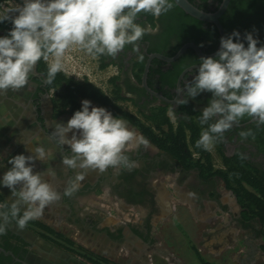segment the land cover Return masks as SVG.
<instances>
[{"label": "clouds", "instance_id": "9594fccd", "mask_svg": "<svg viewBox=\"0 0 264 264\" xmlns=\"http://www.w3.org/2000/svg\"><path fill=\"white\" fill-rule=\"evenodd\" d=\"M172 8L171 0H23L14 10L15 16L0 17V23L10 20L13 25L0 37V94L26 88L41 60L48 65L44 82L52 84L64 68L66 52L73 47L93 58L115 57L128 45L138 53V42L150 32L137 23L139 15L159 17ZM243 40L247 47L238 31L221 37L216 57H201L193 78L176 88L179 98L168 112L173 118L176 106L187 105L189 99L204 92L212 94L199 117L200 125L207 127L200 132L196 148L211 151L245 116L264 125V46L258 47L260 41L251 33L246 32ZM138 58L143 60L142 55ZM81 103L67 125L56 123L50 134L62 152L65 145L70 148V155H61L62 165L81 170L67 182L63 195L68 197L80 188L90 170L137 167V161L126 152L148 143L127 120L92 106L88 100ZM239 135L247 138L251 132ZM33 152L8 160L12 167L3 175L2 185L15 199L10 205L0 203V235L6 234L13 221L18 229H25L62 198L57 188L44 180V172H34L35 161L44 162L51 151L38 146ZM46 172L55 177L53 169ZM189 195L195 197V193Z\"/></svg>", "mask_w": 264, "mask_h": 264}, {"label": "crops", "instance_id": "0c3cea01", "mask_svg": "<svg viewBox=\"0 0 264 264\" xmlns=\"http://www.w3.org/2000/svg\"><path fill=\"white\" fill-rule=\"evenodd\" d=\"M7 34L0 32V37ZM43 84L35 77L24 89L0 94V203L10 205L15 199L2 185L3 175L12 167L8 160L33 155L34 147L42 146L51 155L44 162L35 161L34 172H44V180L62 198L34 221L96 259L115 264H264L261 244L239 225L236 197L223 189L218 202L216 191L198 199L189 195L188 183L178 187L173 180H157L154 209L149 210L127 204L100 184L109 167L104 172L88 171L80 188L71 197L64 196L67 182L81 170L62 165L61 155H70V148L65 145L62 152L50 134L56 123L67 125L72 115H57L52 91L46 97L39 94ZM47 169H53L55 177ZM6 233L27 244L22 264H83L71 251L35 230L18 229L14 221Z\"/></svg>", "mask_w": 264, "mask_h": 264}, {"label": "flooded vegetation", "instance_id": "af4514ba", "mask_svg": "<svg viewBox=\"0 0 264 264\" xmlns=\"http://www.w3.org/2000/svg\"><path fill=\"white\" fill-rule=\"evenodd\" d=\"M6 1L1 2L0 6ZM210 3L213 2L210 1ZM213 5L209 7V10L214 11L217 3ZM177 11L178 9L173 5L169 12L159 17L141 13L137 23L150 28V32L138 42L139 52H134L132 46L128 45L115 57L102 55L98 59L100 68L103 64L117 67L118 73L113 77L115 83L112 85L115 97L118 85L120 94L125 98V100L120 101H127L131 105V111L126 112L139 119L160 138L159 140L163 144L167 140V136L156 128V123L153 122L151 117L155 116L158 109H164L171 122L173 134L178 135L181 130L187 133V144L189 151L192 153V159L188 155L187 162L196 164L205 160L194 151L190 143L192 134L189 127L198 129L199 134L203 128L207 127L206 125H200L199 117L202 115L203 108L208 106L212 94L204 92L195 99H189L187 105L176 106L175 118L169 116L168 112L170 107L175 104L176 98H179L176 93L177 86L183 87L184 82L193 78L201 56L193 48H188L178 60L171 63L155 56L168 57L176 52V48L183 42V25H186V31L190 32L193 28L208 30L215 24L205 23L197 19L198 24L196 22H186L183 19H178ZM2 24L7 25L8 28L0 27V32L3 34L9 33L11 31L9 27L13 26L12 23L4 21ZM244 24L250 29H264V16H250ZM187 44L194 43L185 42L177 53ZM200 50L205 56L211 55L207 53L206 49ZM140 55L143 56V60L138 58ZM148 63L150 65L146 78L148 89H146L143 85V78ZM35 77L45 81L40 61L29 81L34 80ZM43 86V92L39 93L40 96H49L52 90L47 88L45 82ZM52 95L54 99L53 91ZM65 114L73 116L69 113L59 115ZM185 117H188V119ZM212 122L214 121L209 123ZM129 126L148 143L126 152L131 160L137 161V167L131 170L122 167H110L107 176L101 179L100 184L103 187H108L112 196L123 199L129 205H142L149 210H153L156 195L153 183L157 180H173L178 187L188 183L187 189L195 193V197L198 199L206 196L208 191H216L214 193H216L215 196L218 202H221L223 198V194L219 189H223L231 192L236 197L241 222L239 225L247 231H253L256 235L258 228L254 226V222H251L249 228L242 222L245 210L236 192L239 186L236 184L235 178L237 177V180L241 179L243 187L252 192H255V190L248 183L255 185L258 182H264V125H258L255 120L245 116L240 121L239 126H234L231 130L225 132L224 140L216 144L214 152L207 151L209 153L210 169L207 167L208 169L204 171L197 167L184 166L171 153L172 151L158 146L149 135L143 134L138 127L132 124H129ZM162 130L167 134L171 132L168 126H162ZM241 131L251 132V135L242 138L239 135ZM169 145L167 144V146ZM214 158L216 161H214ZM216 162L218 163L216 164ZM220 183L222 184L220 185L221 188H219ZM7 234L0 235V264H22V255H15L12 250L6 247L4 237Z\"/></svg>", "mask_w": 264, "mask_h": 264}, {"label": "trees", "instance_id": "16d2710c", "mask_svg": "<svg viewBox=\"0 0 264 264\" xmlns=\"http://www.w3.org/2000/svg\"><path fill=\"white\" fill-rule=\"evenodd\" d=\"M3 1L4 0H0V3ZM189 1L200 9L211 12L212 10H209V7L214 6L213 4L217 3L216 7L214 8V10H216L223 0ZM210 1L213 3H210ZM171 2L178 9V13L176 14L178 19H183L186 22H196L198 24L195 18L185 14L173 1ZM256 15L264 16V0H231L228 10L222 16L220 22L225 29L226 36L230 35L233 31H238L241 35V42L245 43V47H247V42L243 40V37L246 32L253 34L254 38H257L260 41L258 47L264 46V29L261 28L254 30L244 26V23L249 20L250 16ZM0 27L8 28L7 25L2 23H0ZM12 27H9V29H12ZM183 29V42L176 48V52L169 55L168 57H173L185 42H191L197 45L200 49H206L208 54H212L217 51L220 45L221 37L216 26H212L208 30L202 28H193L190 32H187L186 25H183ZM201 45H203V47H201ZM40 66L43 67V74L46 80L48 66L43 60L40 61ZM106 66L108 65L103 64L101 68H105ZM111 83L114 84L115 79H111ZM47 88L52 90L54 92V96L56 97L54 102L57 108V115L62 113L74 114L76 111L81 109V102L83 100H88L98 107L105 108L111 112L114 117H121L127 120L129 124L138 127L143 134L149 135L158 146L172 151L171 153L174 154V156L180 160L184 166L190 168L197 167L201 171H204L208 168L210 169L209 153L201 148L195 147V143L200 136L199 130L189 127V130L192 134L190 136V143L194 151L200 154L205 161H199L196 164L188 163L187 157L189 155V158L192 159V153L189 151L187 144V133L184 130H181L179 131L178 135L173 134L171 122L164 109H158V111L155 113V116L151 117L153 122L156 123V128L160 129L161 133L167 136V140L162 144L159 140L160 138L150 129H148L139 119L124 111L114 102V100L107 97L103 91H101L89 81L85 80L83 83H80L72 78H69L64 73L59 72L57 73L53 83L47 84ZM117 88L118 91L115 92L116 99L125 100V98L119 92L120 88L118 85ZM162 126H168L171 132L167 134L162 130ZM167 144L170 145L167 146ZM236 178L235 182L239 186V189L236 190V192L240 197V203L243 205L245 210L242 222L245 223L248 228L251 226V222H254V226L258 228L256 232L257 237L264 241V182L261 181L255 185L248 183L255 190V192H252L243 187L241 179L237 180ZM26 229L37 231L42 237L51 241L53 240L58 245H61L63 248L71 251L72 253L85 254L86 252L83 250V248L75 246L74 242L64 238V236L55 234L54 231L40 222L30 221ZM4 238L6 240V247L12 250L15 255L21 254L23 258L26 256L27 244L24 243V241H22L16 235H11L9 233ZM87 253L89 254V252Z\"/></svg>", "mask_w": 264, "mask_h": 264}, {"label": "rangeland", "instance_id": "374dc122", "mask_svg": "<svg viewBox=\"0 0 264 264\" xmlns=\"http://www.w3.org/2000/svg\"><path fill=\"white\" fill-rule=\"evenodd\" d=\"M22 3L23 0H7L6 2L2 3L0 6V17L6 15L15 16L16 13H14V10L18 6L22 5ZM5 21L11 23L10 20ZM45 64L47 65L46 62ZM61 72L69 78H72L80 83H83L85 80L89 81L101 91H103L107 97L112 98L122 109H124V111H131V105L128 104L127 101H120L116 99L114 95L111 79H113V77H115V75L118 73L117 67L115 65H110L106 68H100V62L98 58H93L92 56L87 55L84 51L80 50L78 47H73L65 54L64 68ZM91 104L94 107H98L92 102ZM215 147L211 150L212 152H214ZM214 161H216L215 158ZM217 163L218 162H216V164ZM247 234L253 237L256 242L261 244L262 253L264 254V241L261 238H258L251 230L247 231Z\"/></svg>", "mask_w": 264, "mask_h": 264}, {"label": "water", "instance_id": "95a60500", "mask_svg": "<svg viewBox=\"0 0 264 264\" xmlns=\"http://www.w3.org/2000/svg\"><path fill=\"white\" fill-rule=\"evenodd\" d=\"M177 7H179L185 14L199 20L205 23H213L215 24V26L217 27L219 33H220V37H225L226 36V32L224 27L222 26V24L220 23V19L222 18V16L226 13V11L229 8V5L231 3V0H223L222 3L219 5V7L212 11V12H207L204 11L202 9H200L199 7H197L196 5L192 4L189 0H172ZM188 48H193L199 56L201 57H212L215 58L216 57V53L220 48V45L217 49V51L211 55H203L200 48L195 45V44H187L185 45L174 57L172 58H168V57H164V56H160V55H156L155 57L160 58L166 62H175L176 60H178L181 55L188 49ZM149 65L150 63L147 64L146 66V71H145V75L143 78V85L146 89H148L147 86V82H146V78H147V73L149 71Z\"/></svg>", "mask_w": 264, "mask_h": 264}, {"label": "built area", "instance_id": "2783aa9c", "mask_svg": "<svg viewBox=\"0 0 264 264\" xmlns=\"http://www.w3.org/2000/svg\"><path fill=\"white\" fill-rule=\"evenodd\" d=\"M54 99L56 100V97ZM55 111L57 113L56 106H55ZM74 254L76 255V258L78 259V261L82 262L83 264H115L112 262L104 263V261H102L101 259H96L95 257L91 256L87 252H85V254H78V253H74Z\"/></svg>", "mask_w": 264, "mask_h": 264}]
</instances>
